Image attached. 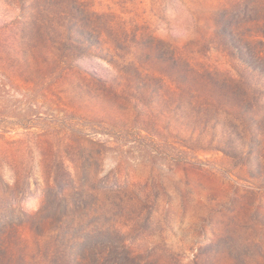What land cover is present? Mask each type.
<instances>
[{
    "label": "rangeland",
    "instance_id": "rangeland-1",
    "mask_svg": "<svg viewBox=\"0 0 264 264\" xmlns=\"http://www.w3.org/2000/svg\"><path fill=\"white\" fill-rule=\"evenodd\" d=\"M76 2L72 20L98 33L81 31L71 66L53 65L68 54L57 43L28 68L0 64V261L55 264L57 219L92 208L58 195L76 169L102 192L88 223L134 262L264 264V100L235 121L229 81L264 74V0ZM190 101L232 112L224 131L177 107ZM228 140L234 151L216 150Z\"/></svg>",
    "mask_w": 264,
    "mask_h": 264
},
{
    "label": "trees",
    "instance_id": "trees-1",
    "mask_svg": "<svg viewBox=\"0 0 264 264\" xmlns=\"http://www.w3.org/2000/svg\"><path fill=\"white\" fill-rule=\"evenodd\" d=\"M79 7L76 0H0V13H2L0 15V64L13 70L21 67L28 68L32 60L35 59V50L38 46L41 48L47 44L56 45L57 43L64 46L68 54H65L59 63L55 62L53 65L60 69L71 66L75 60L76 49L81 47L77 44L81 42V33L85 31L98 33L95 28L89 26L85 18L77 20V22L72 20L73 17L82 16L83 11L79 12ZM40 79L43 80L44 77ZM229 81L236 85L235 89H238L234 91L232 89V92H234L237 110L240 111L239 113L243 112L241 115H236L234 120L247 124L248 118L244 114L245 110L250 109V104L260 103L264 100V74L247 69L238 76L230 77ZM216 82L219 91L226 90L225 86ZM218 99L220 98L215 100L217 105L220 103ZM192 105L193 102L190 101L187 106L179 104L177 107L192 113L195 123L208 126L211 118L209 110L205 109L202 112L199 107L195 108ZM207 106L210 105L207 104ZM229 114L233 113L227 112L221 107H215L211 114L214 132L218 129L221 132L224 131L225 125L222 118ZM251 115L254 114L251 112ZM141 125L147 124L141 122ZM232 127V132L242 142L244 132L240 130V125L234 124ZM138 130L146 133L147 136L156 133L162 138L165 136L146 126H141ZM220 131L217 133L219 134ZM217 144L216 150H222L225 153L234 151L236 147L231 140L219 141ZM68 174L71 178L70 184L61 189L58 195L64 197L66 193L71 195L79 192L80 196L92 199V204H90L92 208L100 210L99 198L102 192L99 193V189L96 187H88L80 170L75 169ZM103 195H106V192ZM74 205L79 211L77 216H67L62 213L57 219L60 224L57 237L62 241V248L59 249H63V251L60 250L61 254L56 257L55 264H141L134 262L130 249L126 248L124 244L121 248L127 251L126 258L116 257L115 251L121 248L103 238L105 231L99 225L100 218L88 223L92 208L83 204L81 199L75 201ZM0 264H9V261H0Z\"/></svg>",
    "mask_w": 264,
    "mask_h": 264
}]
</instances>
